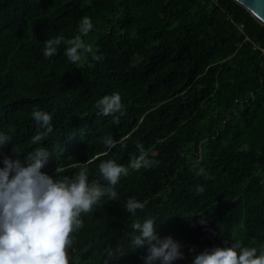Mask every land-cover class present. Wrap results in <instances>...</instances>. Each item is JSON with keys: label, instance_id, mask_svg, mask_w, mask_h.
Returning a JSON list of instances; mask_svg holds the SVG:
<instances>
[{"label": "trees", "instance_id": "obj_1", "mask_svg": "<svg viewBox=\"0 0 264 264\" xmlns=\"http://www.w3.org/2000/svg\"><path fill=\"white\" fill-rule=\"evenodd\" d=\"M84 16L93 30L81 39L92 52L72 63L62 43L45 58L44 41L81 35ZM263 50L264 25L235 0H0V133L12 136L0 148V168L5 156L23 162L39 146L49 152L43 173L86 170L89 183L106 184L99 164L128 166L140 155L137 144L156 162L129 169L116 201L105 197L82 214L70 264H105L118 247L126 254L110 264H146L148 246L135 250L130 237L132 222L147 217L156 219L161 239L182 244L185 258L174 264H193L234 240L259 249ZM114 93L124 105V115L113 114L119 123L96 106ZM34 108L52 117L54 131L41 145L31 143L40 130ZM125 136L126 147H105L106 138ZM130 197L145 204L135 217L124 208Z\"/></svg>", "mask_w": 264, "mask_h": 264}, {"label": "clouds", "instance_id": "obj_2", "mask_svg": "<svg viewBox=\"0 0 264 264\" xmlns=\"http://www.w3.org/2000/svg\"><path fill=\"white\" fill-rule=\"evenodd\" d=\"M93 30L90 17L84 16L79 25V33L72 39L65 40L57 36L44 41L45 58L57 54L58 46L66 45L65 56L78 63L84 53H91L92 47L86 45L81 36ZM96 61L101 55L93 54ZM99 115H124V105L119 93L104 96L97 101ZM40 130L32 137L33 145H41L53 133L52 117L49 113L34 108L31 113ZM114 123H119V116L113 115ZM127 136L119 140L111 137L104 140L108 151L117 145L126 147ZM12 141V136L0 133V148ZM140 155L133 156L128 166L116 163L114 159L102 161L99 172L106 182L89 183L86 170H81L74 177L62 175L63 169L56 168L55 178L43 173L49 152L39 146L29 152L22 162L9 156L3 158L4 167L0 168V264H70V249L74 244L73 233L84 227L82 214H88L93 206L107 197L110 201L118 199L116 186L122 176L127 177L129 169L139 171L151 168L156 163L148 158L142 144H137ZM105 156L108 152L103 153ZM88 161L87 163H91ZM197 195L204 193L205 188L197 185ZM124 208L127 213L136 216L143 212L145 204L130 197ZM201 224H206L201 219ZM134 229L130 237V246L140 249L148 246L146 264L160 261V264H174L185 258L182 244L171 237L161 239L157 235V223L154 217H147L143 223L133 221ZM128 251V249H127ZM194 252L195 248L190 249ZM126 250L118 247L107 254L105 264L125 255ZM193 264H264V244L259 249L245 246L243 241L234 240L229 247H215L195 256Z\"/></svg>", "mask_w": 264, "mask_h": 264}, {"label": "water", "instance_id": "obj_3", "mask_svg": "<svg viewBox=\"0 0 264 264\" xmlns=\"http://www.w3.org/2000/svg\"><path fill=\"white\" fill-rule=\"evenodd\" d=\"M264 25V0H235Z\"/></svg>", "mask_w": 264, "mask_h": 264}, {"label": "built area", "instance_id": "obj_4", "mask_svg": "<svg viewBox=\"0 0 264 264\" xmlns=\"http://www.w3.org/2000/svg\"><path fill=\"white\" fill-rule=\"evenodd\" d=\"M263 52H264V50H263Z\"/></svg>", "mask_w": 264, "mask_h": 264}]
</instances>
